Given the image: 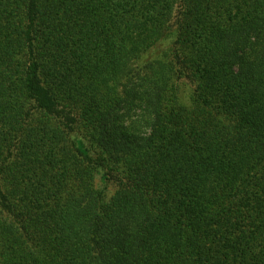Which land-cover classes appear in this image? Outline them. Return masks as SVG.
<instances>
[{
  "label": "trees",
  "instance_id": "obj_1",
  "mask_svg": "<svg viewBox=\"0 0 264 264\" xmlns=\"http://www.w3.org/2000/svg\"><path fill=\"white\" fill-rule=\"evenodd\" d=\"M0 264H264V0H0Z\"/></svg>",
  "mask_w": 264,
  "mask_h": 264
}]
</instances>
